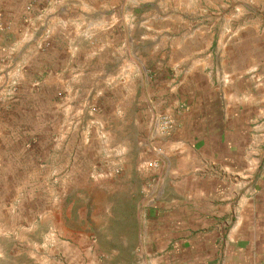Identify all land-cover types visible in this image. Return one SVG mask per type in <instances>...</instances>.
I'll list each match as a JSON object with an SVG mask.
<instances>
[{"label": "crops", "instance_id": "1", "mask_svg": "<svg viewBox=\"0 0 264 264\" xmlns=\"http://www.w3.org/2000/svg\"><path fill=\"white\" fill-rule=\"evenodd\" d=\"M169 1L180 13H140L137 0H0V16L14 28L47 18L63 30L53 46L64 38L68 53H115L118 69L156 70L128 82L109 111L153 119L134 167L123 154L117 169L119 192L138 207L139 262L264 264V0ZM246 2L259 14L237 13L252 9Z\"/></svg>", "mask_w": 264, "mask_h": 264}, {"label": "rangeland", "instance_id": "2", "mask_svg": "<svg viewBox=\"0 0 264 264\" xmlns=\"http://www.w3.org/2000/svg\"><path fill=\"white\" fill-rule=\"evenodd\" d=\"M137 1L140 13L181 9ZM250 3L236 12L259 14ZM32 20L14 28L0 16V264H142L134 256L138 207L119 192L117 169L123 154L134 167L153 119L136 124L109 111L128 82L156 70L118 69L115 53H68L64 38L53 46L62 29ZM122 140L125 153L116 151Z\"/></svg>", "mask_w": 264, "mask_h": 264}, {"label": "built area", "instance_id": "3", "mask_svg": "<svg viewBox=\"0 0 264 264\" xmlns=\"http://www.w3.org/2000/svg\"><path fill=\"white\" fill-rule=\"evenodd\" d=\"M170 124H171V123H170V121H169L168 119H163V120L159 121V123H158L157 125L160 126V129H161L162 131H168V129L171 127ZM150 165H151L152 167H157V162L154 160V161H152V162L150 163Z\"/></svg>", "mask_w": 264, "mask_h": 264}]
</instances>
